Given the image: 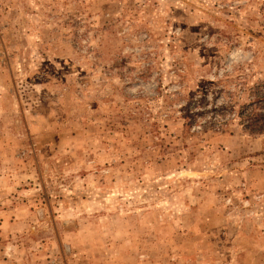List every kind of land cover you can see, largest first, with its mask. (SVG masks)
Wrapping results in <instances>:
<instances>
[{"label":"rangeland","instance_id":"1","mask_svg":"<svg viewBox=\"0 0 264 264\" xmlns=\"http://www.w3.org/2000/svg\"><path fill=\"white\" fill-rule=\"evenodd\" d=\"M262 81L264 0H0V264H264Z\"/></svg>","mask_w":264,"mask_h":264},{"label":"trees","instance_id":"2","mask_svg":"<svg viewBox=\"0 0 264 264\" xmlns=\"http://www.w3.org/2000/svg\"><path fill=\"white\" fill-rule=\"evenodd\" d=\"M245 92L247 96L245 99L239 96L236 99V103L233 102V105L236 107V112L232 114V117H235L237 125L244 132L252 135L261 134L264 132V81L257 82L246 88L243 87V89L240 90V93ZM233 110L234 109H228L224 112L228 114ZM217 115L221 116L219 113ZM188 119L185 121V126L187 127L194 123L190 120L188 121ZM217 124L219 126L225 125L223 122ZM216 129L220 130V127Z\"/></svg>","mask_w":264,"mask_h":264}]
</instances>
